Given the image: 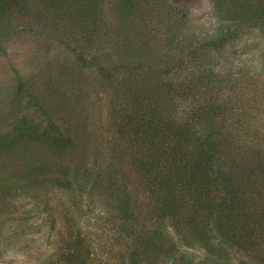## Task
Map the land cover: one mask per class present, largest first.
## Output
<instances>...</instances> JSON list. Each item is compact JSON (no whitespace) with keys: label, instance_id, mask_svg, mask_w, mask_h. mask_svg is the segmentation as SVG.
<instances>
[{"label":"rangeland","instance_id":"rangeland-1","mask_svg":"<svg viewBox=\"0 0 264 264\" xmlns=\"http://www.w3.org/2000/svg\"><path fill=\"white\" fill-rule=\"evenodd\" d=\"M168 2L178 10L169 15L154 7L146 23L129 28L125 44L119 31L128 29L113 28L108 17L83 33L54 23L45 12L32 17L26 8L0 19V264H63L60 256L77 238L85 241L82 259L114 264L125 253L124 242L137 234L160 240L159 264H229L169 219L157 218L156 199L130 164L131 135L120 128L130 111V88L154 82L130 80L113 65L127 45L162 72L166 61L175 65L185 53L169 43L172 37L188 47L218 39L219 49L205 59L215 73L236 72L253 58L264 64V18L258 19L262 29L242 24V1ZM73 47L81 51L79 58ZM100 65L112 72L109 78ZM246 75L231 79V103L242 105V91L249 92V125L264 135V80ZM183 78L172 80L177 85ZM246 129L242 139L252 137ZM42 131L69 142L55 151L33 141ZM254 235L264 248L259 229ZM245 263L264 261L258 256Z\"/></svg>","mask_w":264,"mask_h":264},{"label":"trees","instance_id":"trees-1","mask_svg":"<svg viewBox=\"0 0 264 264\" xmlns=\"http://www.w3.org/2000/svg\"><path fill=\"white\" fill-rule=\"evenodd\" d=\"M234 1H242V24L263 28L258 19L264 18V0ZM154 7L169 15L178 10L168 0H0V19L26 8L32 17L45 12L54 23L63 21L67 30L83 33L86 26L96 27L108 17L113 28L128 29L119 31L125 44L131 36L129 28L140 21L146 23V14ZM261 32L264 36L263 29ZM169 43L185 53L175 65L166 61L162 72L149 56L127 45L122 46V55L113 65L118 74H129L130 80L140 77L147 84L154 82L143 89L130 88V111L125 125L120 126L131 135L130 164L144 178L148 194L155 197L159 220L169 219L229 264H246L258 256L264 261L263 242L254 235L259 229L260 239H264V135L249 125L252 117L245 103V99L249 103V92L242 91V105L231 103L235 100L231 79L254 72L264 80V64H256L258 59L253 58V65H244L234 73H215L205 59L219 49L218 39L192 42V47L173 37ZM80 52L72 48L75 57L79 58ZM98 70L104 78L112 73L104 65ZM175 76L184 78L175 85ZM242 127L251 131L252 137L246 134L242 139ZM33 136V141L55 151L69 142L45 131ZM251 220L254 223L247 226ZM159 242L157 236L137 234L124 242L125 253L118 255L114 264H159ZM84 244L77 238L72 250L60 256L61 262L90 264L81 258ZM168 249L173 252L170 246Z\"/></svg>","mask_w":264,"mask_h":264}]
</instances>
